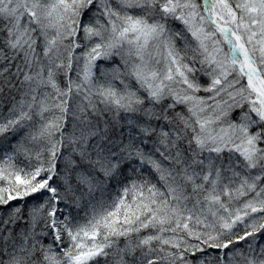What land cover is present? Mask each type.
Here are the masks:
<instances>
[{
    "label": "snow or ice",
    "instance_id": "1",
    "mask_svg": "<svg viewBox=\"0 0 264 264\" xmlns=\"http://www.w3.org/2000/svg\"><path fill=\"white\" fill-rule=\"evenodd\" d=\"M0 264H264V0H0Z\"/></svg>",
    "mask_w": 264,
    "mask_h": 264
},
{
    "label": "rangeland",
    "instance_id": "2",
    "mask_svg": "<svg viewBox=\"0 0 264 264\" xmlns=\"http://www.w3.org/2000/svg\"><path fill=\"white\" fill-rule=\"evenodd\" d=\"M203 95V93H201Z\"/></svg>",
    "mask_w": 264,
    "mask_h": 264
}]
</instances>
